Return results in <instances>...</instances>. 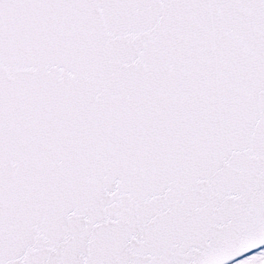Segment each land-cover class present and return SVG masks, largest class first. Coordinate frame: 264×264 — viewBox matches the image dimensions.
I'll return each instance as SVG.
<instances>
[{
  "label": "snow or ice",
  "instance_id": "6c2138e0",
  "mask_svg": "<svg viewBox=\"0 0 264 264\" xmlns=\"http://www.w3.org/2000/svg\"><path fill=\"white\" fill-rule=\"evenodd\" d=\"M0 264H264V0H0Z\"/></svg>",
  "mask_w": 264,
  "mask_h": 264
}]
</instances>
